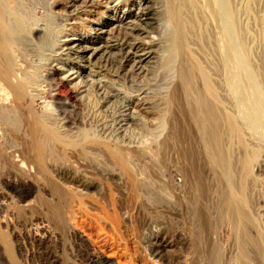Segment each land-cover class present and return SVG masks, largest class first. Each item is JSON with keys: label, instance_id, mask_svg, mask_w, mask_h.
Masks as SVG:
<instances>
[{"label": "rangeland", "instance_id": "374dc122", "mask_svg": "<svg viewBox=\"0 0 264 264\" xmlns=\"http://www.w3.org/2000/svg\"><path fill=\"white\" fill-rule=\"evenodd\" d=\"M19 1L23 4H21L23 14L26 11V17L30 23L32 22V28H38L42 31L39 32L41 34L40 37H36L34 33L28 36V40L21 46L23 53L19 52L17 63L19 64L22 58L23 60L20 64H23L22 68L29 74L37 70L38 76L36 81L40 85H45L42 88L37 83V87H39V90H43L45 94L49 93V96L53 94L56 87L55 81L51 80L53 77L47 74L50 71V66L59 67L60 70L62 69L66 73L69 72V74H66L69 76L67 84L70 85V88L76 90L74 91L75 95L81 99V108L78 106L80 110L74 108L72 104L70 105L71 108H68L66 111L68 106H59L54 101V95L50 100V108L54 112L58 108L62 111L65 108L63 112L67 115V119L69 121L71 119L70 123L73 122L75 127L78 126L73 129L74 131L80 129L89 132L91 136L97 135L103 140L104 144H102L101 149L92 148L93 154L89 158L83 157L78 151L69 152L70 155L68 152L48 155L47 162L50 166V171L52 169L50 176L53 177V182L44 179L45 177L42 178L41 174H37L34 171L26 174L27 171L23 170L24 173H22L20 170H14V166H8L0 160V163L2 162L0 164V192L9 195L11 198L6 208L8 211L6 215L8 218L6 217L7 220H5L6 225L2 223L3 218L0 217V220H2L0 222V264H187L188 258L193 254L190 237L191 230H188V228L190 229V223L188 222L187 224V219L178 210L181 207L171 204L172 202L174 203L173 187L182 185L183 172L178 163L179 157L176 154L169 153L170 149L171 151H175L178 145L175 142L166 145L163 143L162 137H160L161 133L167 127L169 128L166 125L168 123V103L172 99L171 94L178 81L176 59L172 66L161 68L160 66H156L160 63L158 54L160 57L165 55V58L169 54L167 38L170 31H172L170 24L164 18H161L159 24L154 25L155 27L153 26L155 34L152 33V37H150L153 41H157L158 47L156 49L158 53L156 55L158 57L154 55L155 57L153 56L154 59H151V62L150 60L145 62L143 71L140 72L132 60L126 61L122 59L123 53H120L121 51L118 47H114L119 43L115 41L119 40L121 42L127 32H130L129 34L136 38L134 39L132 36L133 41L131 39V42L133 43L140 36L143 42L146 41L147 43L151 40L145 35H140L139 32L136 36L137 31H134L131 27V21L133 22L134 18L130 17L129 13H134L135 10L130 11L128 6L133 0H104L101 6L91 8L92 10L83 9L81 10L82 12L67 11L68 3L71 0H59L62 3L58 7L54 6V1L56 0ZM31 1L32 3H28ZM151 1L149 10L157 11L155 13L164 11V0ZM220 2L223 3L222 6V3L219 4ZM227 2L232 3V8L235 11L237 19L236 25L241 30L239 32V29L236 27L240 40L245 44V47L243 46L244 49L241 47L243 49L242 53L246 56V60L247 58L250 60V62L247 60L246 64L252 67L255 76L259 74L257 75L259 76L257 77V83L262 85L264 89V83L261 84L259 82L261 81L260 74L264 75V0H219L218 11L222 12L221 14L219 13L221 19H219V25L222 31H225L224 33L222 32L224 39L227 35H231L229 34V24L225 15L223 16L225 14V9L223 8H225L224 5ZM31 6L36 7L33 8ZM116 7L118 9L117 15L113 13ZM47 8L49 9L47 10ZM32 15H35L34 18ZM229 20L230 23L233 22V26V18L229 17ZM134 21L142 25L146 23L145 21L142 22L141 19H134ZM213 23L212 20H209L208 24L205 25L209 40L207 41V45L203 44L201 45L202 47L200 46V53H202L203 58L207 62L209 61L210 65L212 64V67L218 70L221 69L219 73L220 78L218 77V79L222 83V94L226 99L229 101L232 99V92L229 91V87L238 86L240 88L242 96L247 101L245 102L247 106L246 104H240L241 108L246 111L249 118L254 120L253 116L257 108L262 109L264 106V95L260 99L254 92L252 85L248 84L243 78V74L241 72L240 75L237 74L233 56L229 59V55L224 54L225 41L222 39L223 35H220L221 29L218 27V24L215 25ZM144 26L142 27L144 28ZM127 27H130V31L125 29ZM131 28L133 31H131ZM108 39H113V42H110V40L108 42ZM69 47L73 48L70 49ZM22 48H24V51ZM94 48H98V51ZM222 52L224 53L222 54ZM135 53L137 57L140 55L139 52L135 51ZM251 57L254 60V65L251 62ZM26 59L29 61L28 63ZM219 60L223 62V66H220ZM217 61L220 64H217ZM48 62L49 64H47ZM26 66L27 69L25 68ZM29 67H32V69H29ZM99 67L101 68L99 69ZM38 68L42 69L38 70ZM151 71L154 75H152ZM238 76L241 77L239 80H237ZM245 84L246 89L244 87ZM87 91H91V93L89 92V96L87 95ZM252 91L253 93H251ZM1 94L3 93L0 92ZM143 102H145V105H148V112L138 111L137 104H143ZM184 104L182 103L183 111H185ZM238 105L235 107L236 111L240 113L242 110L238 108ZM248 106H250V110H247ZM132 113L134 117L136 116L135 119L131 118ZM186 113L188 115L187 110ZM181 114L179 112L175 114L177 120L182 119ZM162 120H165L164 123ZM253 127L249 126L247 131L252 135L260 133L257 135L261 139L255 134L253 136L256 141L261 143L264 153V140H262L264 139V134H262L264 133V126L258 127L259 129L257 127H254V129ZM14 130L17 132L18 127L14 128ZM112 131L115 134H113L114 139ZM251 131L254 132L252 133ZM109 135L111 137H108ZM254 137L251 136L252 139ZM16 138V134L10 138H0V143L8 152L15 151L16 148L21 147V144L15 140ZM115 138L119 140V143L116 144L122 145L124 152H132V169L143 181L144 188L148 187L147 189L143 188L144 192L142 191L143 193L138 201L135 195H133L134 189L132 183L129 182L130 180L122 172L121 167L110 158L109 152L105 148V146L107 147L112 144L116 145ZM193 145L201 157L200 168L202 172L207 178L212 180L213 171L204 156L201 148L202 145L200 143H193ZM14 153L15 160L21 159L18 157L17 150ZM16 154L18 155L16 156ZM57 156H61V158ZM261 170V172L257 171V173L264 180V168ZM4 181H10V185L4 187ZM84 183L89 187V190L83 191V193L85 191L88 192L83 195L81 194L82 198L78 195L70 194L72 193L71 188H69L70 186L75 188L79 184L82 185ZM58 184L65 187L62 189V198L55 192ZM213 185V182H211L212 187ZM28 187L32 189V194L26 202H21L22 204H20L22 196L25 195L24 191H28ZM261 190L263 189H257L255 192L254 196H257V198L254 197V204L258 206L255 207V214L259 225L263 227L264 231V191ZM48 192L52 197L50 196L49 198ZM43 194H47L48 198L45 199V195ZM42 195L44 198H42ZM84 195L86 198L83 197ZM158 195L159 197H157ZM205 202L203 203V210L206 212L205 215H207L208 221L206 227L207 233L203 231L205 234H201L203 237H201L202 244H204L202 247L204 252L202 251V253L206 255L205 251L209 244H211L214 256L221 253L217 255V259L220 262L218 264H233L230 261L234 256L235 247L232 244L231 233L229 234L230 228L225 223L224 225L223 219H221L223 218L221 204H219L220 206L217 205L218 202L215 201V198L208 199V203ZM25 205L29 207L27 208ZM215 205L217 206V210L214 213ZM64 220L65 222L70 220L77 221L78 230L84 231L87 234L88 242L90 241V246L94 249L91 252L94 254L93 259L88 257L87 251L81 242H75L73 236L67 234L65 229H63L62 221ZM217 220L219 222L216 224ZM31 223L46 226L53 236L49 243H44L27 235L25 229ZM79 226H82L81 229ZM204 261L207 264L206 259Z\"/></svg>", "mask_w": 264, "mask_h": 264}, {"label": "bare ground", "instance_id": "6f19581e", "mask_svg": "<svg viewBox=\"0 0 264 264\" xmlns=\"http://www.w3.org/2000/svg\"><path fill=\"white\" fill-rule=\"evenodd\" d=\"M60 1L59 0L54 1V6L55 7L60 6L62 3ZM218 1L219 0H164V11H159L158 13H155L157 11L154 12L152 10H149L150 5L152 3L151 0H136V1L133 0L131 3H129L130 5L127 6L130 11L135 10L134 11L135 14L133 12L129 13L130 17L136 20L141 19L142 22L143 21L146 22L145 24L142 25L136 23L137 21L135 22L134 19L133 22L131 21L132 23L131 27L133 28L134 31H137L136 36L139 32L140 35L143 36L145 35L147 36V38L151 39L152 37L151 34L154 33L153 26L159 24L161 18H164V20L167 23H169L170 27L172 28V31H170V33L167 32L169 33L167 38V42H168L167 48L169 54L166 58L165 55L163 57L162 56L160 57V55L158 54L160 58V63L159 65L156 66H160V68L172 66L174 60L176 59V70H177L176 75H178V81L174 86L173 93L171 94L172 99L171 101L169 100L168 103V115H167L168 123L166 125L169 126V128L167 127L162 133L161 132L159 133H161L160 137H162V141L164 144L169 145L172 142H175L178 145V148L175 147L176 148L175 151L173 150L171 151L170 149L169 153L176 154L178 155L177 157H179L178 163L181 167V171L183 172L182 185L173 187L172 192L174 195L173 196L174 203L172 202L171 204L176 205V207L180 206L181 208L178 207L179 208L178 210H180V213H182V215H184L185 218L187 219V224L188 222L190 223L189 226L190 229L188 228V230H191L190 237L192 243L191 242L190 243L191 246H193V252H192L193 254L188 258L187 264H205L206 263L204 261L205 259L207 261V264L220 263L217 259V255H220L221 253L216 254L214 256L212 251L213 247L211 248V244H209L207 250L205 251L206 255L202 253V251L204 252V250H202L204 244H202L203 237L201 236V234L202 233L205 234V232L203 231L207 230L206 227L208 221L206 217L207 215H205L206 212L203 210L204 209L203 203L205 201L208 203V199L210 200L214 198L216 202H218L217 200L221 201L220 203L218 202L217 204V205L221 204V206L219 205L221 207V212H222L221 214L223 216V218L221 219H223V224L225 223L228 226V228H230L229 234L231 233L232 244L235 247L234 249L235 253H233L234 256L231 258L230 262L233 264L234 263L264 264V231H263V227L259 225L255 214L256 212L255 207L258 206H255L254 204V197L257 198V196H254V194L257 191V189L262 188L263 190L261 191H264V180L260 178V176L257 173V171H260L261 169L264 168V153L262 151L261 143L259 141H256L255 137L253 136L255 133L252 135L249 134L247 131L249 126H251V128L252 126H254L255 128L257 127V129H259L261 126H264V106L262 109L257 108V111L253 116L254 120H252L251 118L248 117L246 111H244V109L241 108L240 104H246L245 102L247 101L245 97L242 96L240 92V88L238 86L229 87V91L232 92V99L230 101L226 99V97H224V95L222 94V87H223L222 83L218 79L221 69L218 70L212 67L211 66L212 64L210 65L208 63L209 61L207 62V60L203 58L202 53H200L201 51L200 46L203 44L207 45L208 43L207 41L209 40V37L205 30V25L208 24V21L212 20V23L214 22L215 25L218 24V27L220 28L219 21L221 19L219 17L220 12L218 11L219 9ZM20 2L21 1L19 0H0V92L3 93L0 95V138H10L11 136L16 134L17 138L15 140H17L18 143L21 144L20 145L21 147L16 148V150L17 153L19 154L18 157L21 159L15 160L14 152L16 150L15 151L12 150L8 152L6 148L0 143V160L8 166H14L15 168L14 170H20L22 173H24V171L25 172L27 171L26 174H28V172L30 173L34 171L37 174H41L42 178L45 177L44 179L53 182L52 180L53 177L50 176L51 175L50 172L52 171V169L50 171L49 169L50 166L48 165L47 162L48 155L53 153L57 154L60 152L69 153V152L78 151L79 154H81L83 157L89 158V156L93 154L92 148L95 147L101 149L102 144H104V142L97 135L91 136L89 132L82 131L80 129L74 131L73 129L78 126L75 127V124L73 122L70 123L71 119L70 121L69 119H67V115L65 114V112H63L65 108L64 109L62 108L63 111L59 108L58 110H55V112L51 110L50 100L51 97H53V95L55 99L54 101L58 103L59 106L61 105L62 107L68 106L66 111L68 110V108H71L70 105L72 104L74 108L78 109V106L79 108H81L80 106L81 99L78 96H76L75 95L76 93L74 92L76 90L75 89L73 90L72 88H70V85L67 84L69 76L66 74H69V72L66 73L62 71V69L60 70L59 67L50 66L51 67L50 71L48 70L50 73L48 72L47 74H50L51 77H53V79L51 78V80L55 81L56 87L54 89V92L52 91L53 94L49 96L50 95L49 93H46L47 94L46 95L43 92V90L41 91L38 89L39 87H37V83H38L36 81L38 76L37 70L29 74L27 71L24 70V68H22L23 64L22 63H21L22 65L20 64V62H22L23 60L22 58L19 64L17 63V59L19 60V58L17 57H19L18 54L21 51V46L24 45L26 40H28V36L34 33L36 37H40L41 34L39 32L42 31L41 29L38 28L37 29L32 28L31 26L32 22L30 23L29 19L26 17L25 15L26 11L25 14H23L22 12L23 4ZM103 2L104 0H71L68 3L67 11L79 12L83 9L92 10L91 8L101 6ZM28 3H32V1ZM221 3L222 2H220L219 4ZM222 5L223 3L221 4V6ZM224 6L225 8L223 9H225L224 10L225 14H223V16L225 15L227 23L229 24V30H230L229 34L231 35L230 36L227 35V37L224 39L223 33L225 31L223 32L222 28H220L221 29L220 35H223L222 39H224L223 41H225L224 44L225 53L222 52V54L224 53L225 55H229L228 56V58L230 57L229 59H231L232 58L231 56H233L234 61L236 63L235 69H237V74L240 75V72L243 74L244 76L243 78L248 82V84L252 85L254 92L261 99L262 96L264 95V89L262 85L257 83L258 82L257 77H259L257 75L259 74L255 76L252 67H249V65L246 64L247 60L248 62H250V60L248 58L246 60V56L242 53L245 44L242 42V40H240L239 38L240 35L238 36V31L240 32L241 30L239 29V27H237L238 25H236L237 19L235 17L236 16L235 11H233L232 8V3L227 2L225 3ZM48 9L49 8H47V10ZM117 12L118 9L116 7L113 13L117 15ZM229 17L231 19L233 18L234 21L233 26H232L233 22L231 21L232 23H230ZM149 25L150 27L148 28ZM142 26H144V28ZM236 27L239 29L238 31L236 30L237 29ZM132 28L131 31H133ZM42 29L44 30L43 27ZM125 29L129 30L130 27H127ZM129 33L130 32H127L126 35L124 34L125 37L123 38V40H121V42L119 40L116 41L114 40L116 43L117 41L119 42L114 47L115 48L118 47L119 50L121 51L120 53H123L122 59L126 61L132 60L134 64H136L135 65L136 68L140 72H142L143 71L142 69L145 66L144 63L149 60L151 62V59H154L153 56L158 53L156 49L158 47V44L156 43L157 41L155 42L153 41V39H151L147 43L146 41L143 42L141 36L140 38H138L139 37L138 36L137 37L138 39L133 43L131 42V39L133 41L132 38L133 35ZM241 37L243 38V36ZM134 39L136 38L134 37ZM109 40L110 39H108V42ZM112 40H110V42ZM109 44H107V46H109ZM241 47H243V49H241ZM69 48L72 49L73 47H69ZM23 49L24 48H22V50ZM95 50L98 51V48H96ZM135 51L140 53L138 57L136 56ZM176 54L177 56H175ZM159 58L157 59L159 60ZM250 59H252L251 62H253L254 65L253 58L251 57ZM28 62L29 61L27 60V63ZM219 62L217 61V64ZM220 63H221L220 66H223L222 65L223 62ZM47 64H49V62ZM27 66L25 67L26 69ZM32 67H29V69L30 68L32 69ZM100 68L101 67H99V69ZM41 69L38 68V70ZM217 71H219L218 74ZM152 75H154L153 72ZM44 76H45V72H44ZM240 78L241 77L238 76L237 80H239ZM260 80L262 82L261 81L259 82L263 84L264 75L260 74ZM246 84L245 86L243 85L245 89H246ZM40 86L44 87L45 85L41 84ZM87 92H88L87 95L89 96L91 91H87ZM251 93H253V91ZM144 103L145 102H143V104L136 103L138 111L140 110V112L141 111L148 112V107H147L148 105H145ZM182 103H185L184 104L185 111L182 110L183 108ZM236 105H238V108L242 110L241 111L242 113L241 112L238 113L236 111V107H235ZM249 107L250 106H248L247 110L249 109ZM153 108L154 107H152V109ZM186 110L188 112V115L186 113ZM177 112H179L180 114L182 113L181 114L182 119H178L179 121L175 117V114ZM131 116L132 119L133 118L135 119L136 117L133 116V113ZM16 127H18L17 132H15L14 130V128ZM113 134L114 133L112 131V137ZM155 135L157 134L155 133ZM251 136L254 138L252 139ZM108 137H111V135H109ZM258 137L259 139H261L260 136ZM117 140L118 139L115 138L114 140L116 141L115 144L119 143V140L118 142ZM193 143H200L202 145L201 148L204 153V156L206 157L208 165L213 171L212 180L207 178L205 174L202 172L200 168L201 157L199 156V152L195 149ZM105 148L107 152H109L110 158L121 167L122 172L127 176V179L130 180L129 182L132 183L134 189L133 195H135V198L138 201L142 193L144 192L143 190L146 187L144 188L143 181L138 177V174L136 175L134 173L132 169L131 166L132 163L131 159L133 155L132 152L131 153L124 152V148H122V145L119 146L117 144L116 145L112 144L107 147L105 146ZM18 154H16V156ZM57 157L61 158V156H57ZM18 175L20 174L18 173ZM9 182L4 181L3 182L4 187H8L10 185ZM211 182H213L214 184L213 187L211 186ZM52 186L54 185L52 184ZM62 186L64 185L58 184L55 188V192L60 196V198L63 197L62 189L65 188ZM69 188H71L72 191V193L70 194H74L78 196H80L81 194L82 195L86 194L88 192L85 191L83 193L84 190H89V187H87L85 183L82 185L79 184L75 188L74 187L72 188L71 186ZM31 192L32 189L29 187H28V191H24L25 195L22 196L20 200V204L27 201V199L32 194ZM43 195L42 198H44ZM88 195L91 196V194L89 193ZM50 196L51 195H49V198ZM80 197L82 198V196ZM83 197H85V195ZM157 197H159V195ZM9 198H10L9 195L0 192V217L3 218V221L0 220V222L2 221V223H5V220H7L8 218L6 216L8 214L6 208L8 207L7 205L8 201L11 200V198L10 199ZM47 198L48 197L46 194L45 199ZM83 200L85 199L83 198ZM28 205L25 206L28 208L29 207ZM214 207H215L214 210L215 213L217 210L216 209L217 206L215 205ZM209 210L211 209L209 208ZM211 214H213V212H211ZM218 222L219 220H217L216 224ZM77 223L78 222L75 220H70L68 222H65L64 220L62 221V224L64 226L63 229H65L67 234L73 236L75 242L76 241L78 243L81 242V244L87 251L88 257L90 259L91 258L93 259L94 254H92L91 252L94 251V249L91 248L89 243L90 241L88 242V239L86 237L87 234L84 231L80 230L81 231L80 232L78 230ZM6 224L7 223H5V225ZM81 227L82 226H79L80 229ZM25 231L27 232L28 236L33 237L36 240H40L44 243H49L50 240L53 238L52 233L46 228V226L39 225L38 223L36 224L31 223V225L27 227ZM89 246L90 248H88Z\"/></svg>", "mask_w": 264, "mask_h": 264}]
</instances>
